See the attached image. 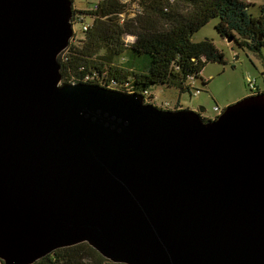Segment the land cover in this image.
Returning a JSON list of instances; mask_svg holds the SVG:
<instances>
[{"label":"water","instance_id":"water-1","mask_svg":"<svg viewBox=\"0 0 264 264\" xmlns=\"http://www.w3.org/2000/svg\"><path fill=\"white\" fill-rule=\"evenodd\" d=\"M73 0H0V261L264 264V92L217 117L63 81Z\"/></svg>","mask_w":264,"mask_h":264},{"label":"trees","instance_id":"trees-1","mask_svg":"<svg viewBox=\"0 0 264 264\" xmlns=\"http://www.w3.org/2000/svg\"><path fill=\"white\" fill-rule=\"evenodd\" d=\"M252 4L254 0H99L88 10L76 7L73 21L81 19L84 33L59 54L63 80L145 96L158 85L191 92L192 81L203 78L209 62H225L212 38L193 40L212 19H218L216 30L229 42L254 52L264 47V5L256 15ZM205 79L208 84L210 79ZM32 264L125 263L113 262L81 242L57 248Z\"/></svg>","mask_w":264,"mask_h":264},{"label":"rangeland","instance_id":"rangeland-1","mask_svg":"<svg viewBox=\"0 0 264 264\" xmlns=\"http://www.w3.org/2000/svg\"><path fill=\"white\" fill-rule=\"evenodd\" d=\"M98 1L75 0L73 10L75 11L76 7L88 10L93 8ZM130 1L128 0V2ZM133 4L137 5L135 2ZM262 5H264V0H254V5L250 6L251 12L259 15ZM86 20L91 21V17L87 16ZM217 22V18L212 19L193 35V40L200 41L206 37L212 38L217 47L224 52L225 62H209L203 70V78L192 81L191 92L180 93L177 88L158 85L151 89L149 95L146 96L148 101L168 109L199 108L202 106L206 108L205 114L210 117L207 119H213L230 103L251 94L248 86L249 78L256 79L259 88L264 89V47L261 48L260 52H254L248 47L243 48L234 42H229L217 32ZM74 29L73 40L83 37L84 31H82L81 22H76ZM143 62L144 59L140 60L138 65L142 66ZM205 78L210 79L208 84H204ZM197 88L200 91H196ZM216 106L220 109L216 110Z\"/></svg>","mask_w":264,"mask_h":264},{"label":"built area","instance_id":"built-area-1","mask_svg":"<svg viewBox=\"0 0 264 264\" xmlns=\"http://www.w3.org/2000/svg\"><path fill=\"white\" fill-rule=\"evenodd\" d=\"M73 1H74V5H73V6H75V0H73ZM78 20H80V22H81V19H78ZM75 23H76V19H74V21H73V25H74ZM87 29H88V25L85 24V25L83 26V30H87ZM248 85H249V88H250V90H251V94L260 92V91H259V87H258V84H257L256 79H251V78H249V79H248ZM215 109H216V110H219L220 108H219L218 106H216Z\"/></svg>","mask_w":264,"mask_h":264},{"label":"flooded vegetation","instance_id":"flooded-vegetation-1","mask_svg":"<svg viewBox=\"0 0 264 264\" xmlns=\"http://www.w3.org/2000/svg\"><path fill=\"white\" fill-rule=\"evenodd\" d=\"M192 109L199 111L200 107H199V108H192ZM201 114H202V116L205 117V118H210V117H208V116L205 114V111L202 112Z\"/></svg>","mask_w":264,"mask_h":264},{"label":"crops","instance_id":"crops-1","mask_svg":"<svg viewBox=\"0 0 264 264\" xmlns=\"http://www.w3.org/2000/svg\"><path fill=\"white\" fill-rule=\"evenodd\" d=\"M125 1H128V0H125ZM259 87V86H258ZM261 90V89H260ZM231 104V103H230ZM0 264H3L2 261H0Z\"/></svg>","mask_w":264,"mask_h":264}]
</instances>
